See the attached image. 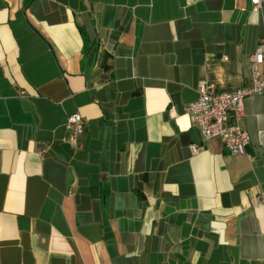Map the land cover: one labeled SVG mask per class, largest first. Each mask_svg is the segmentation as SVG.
Instances as JSON below:
<instances>
[{"label": "crops", "instance_id": "1", "mask_svg": "<svg viewBox=\"0 0 264 264\" xmlns=\"http://www.w3.org/2000/svg\"><path fill=\"white\" fill-rule=\"evenodd\" d=\"M262 40L249 0H0V264H264V95L244 154L185 112Z\"/></svg>", "mask_w": 264, "mask_h": 264}, {"label": "built area", "instance_id": "2", "mask_svg": "<svg viewBox=\"0 0 264 264\" xmlns=\"http://www.w3.org/2000/svg\"><path fill=\"white\" fill-rule=\"evenodd\" d=\"M254 11L264 8V0H249ZM251 81L237 90L219 91L216 84L201 79L198 84V98L186 104L185 112L191 123L199 128L205 141L220 138L232 154L247 153L251 142L249 132L243 126L245 99L251 95H264V40L260 41L251 59ZM66 129L75 138L85 132V120L81 113L67 116ZM193 153L200 147L191 145ZM263 197H259L262 201Z\"/></svg>", "mask_w": 264, "mask_h": 264}]
</instances>
